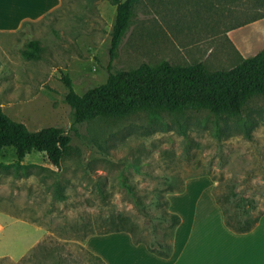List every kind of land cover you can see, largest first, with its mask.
Here are the masks:
<instances>
[{"label": "rangeland", "instance_id": "obj_1", "mask_svg": "<svg viewBox=\"0 0 264 264\" xmlns=\"http://www.w3.org/2000/svg\"><path fill=\"white\" fill-rule=\"evenodd\" d=\"M245 1H139L113 70L165 60L202 62L211 71L237 66L243 55L227 32L252 13ZM116 17L110 0H63L43 20L0 33V107L32 131L59 126L73 139L60 169L35 154L21 163L12 149L0 154V264H105L87 239L131 229L151 241L153 225L138 200L149 205L159 191L170 200L188 181L210 183L216 198L236 191L255 206L252 217L264 218V95L253 97L241 117L140 110L75 122L62 72L79 94L108 80ZM238 35L239 42L249 37L252 43L247 56L264 48L250 28ZM32 38L45 48L27 59L21 48ZM198 192L192 187L189 195L174 197ZM162 236L173 245L172 232Z\"/></svg>", "mask_w": 264, "mask_h": 264}, {"label": "trees", "instance_id": "obj_2", "mask_svg": "<svg viewBox=\"0 0 264 264\" xmlns=\"http://www.w3.org/2000/svg\"><path fill=\"white\" fill-rule=\"evenodd\" d=\"M110 1L117 7V17L110 45L108 80L90 88L85 94H79L73 79L62 72V79L68 88L66 100L75 110L77 124L96 118L128 115L140 110L171 114L208 111L218 117H241L253 97L264 95V48L256 55L242 56L240 63L230 69L211 71L202 62L175 65L165 60L159 66L143 62L135 69L114 71L112 62L130 28L136 4L141 0ZM245 2L253 7L254 12L240 19L235 27L264 18V0ZM44 48L40 39L32 38L21 48V53L27 59H34L40 56ZM244 126L249 131L248 121ZM72 140L71 135L59 126L32 131L26 124L12 120L0 107V154L6 149H12L19 163L35 154L48 168L60 169L70 153ZM125 185L135 198H139L129 182ZM217 199L223 207L227 225L235 232H249L260 222L261 217L251 216V210L255 207L253 203L248 205L249 199L240 196L238 192L233 191ZM169 201H163L162 191L156 194L149 205L138 200L139 209L149 216L153 225L151 241L146 243L139 240L131 229L106 233L128 232L136 243L146 244L151 252L170 257L173 245L163 238L162 233L169 230L174 236L181 217L167 208ZM152 206L160 209L150 211L148 208Z\"/></svg>", "mask_w": 264, "mask_h": 264}, {"label": "crops", "instance_id": "obj_3", "mask_svg": "<svg viewBox=\"0 0 264 264\" xmlns=\"http://www.w3.org/2000/svg\"><path fill=\"white\" fill-rule=\"evenodd\" d=\"M62 3L63 0H0V33L23 30L59 9ZM244 28L252 30L255 42H261L264 18L227 32L239 52L248 57L246 51L252 46L249 37L237 40L238 30ZM205 185L206 181H188L185 190L176 195H189L194 187L200 196L176 200L175 194L170 197L171 211L181 217L170 257L151 252L146 244L136 243L128 232L93 235L87 239V248L106 264H264V218L249 232H235L227 225L223 207L213 195L210 183Z\"/></svg>", "mask_w": 264, "mask_h": 264}]
</instances>
